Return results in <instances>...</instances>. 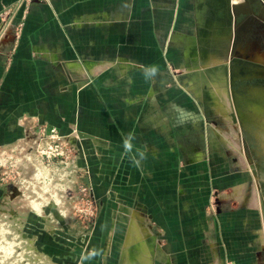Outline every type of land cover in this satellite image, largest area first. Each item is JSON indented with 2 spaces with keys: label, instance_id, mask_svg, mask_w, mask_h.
<instances>
[{
  "label": "crops",
  "instance_id": "1",
  "mask_svg": "<svg viewBox=\"0 0 264 264\" xmlns=\"http://www.w3.org/2000/svg\"><path fill=\"white\" fill-rule=\"evenodd\" d=\"M19 3L0 0V147L34 144L45 126L75 135L101 209L95 238L108 242L101 264H117L122 252L142 264L192 255L196 264H264V204L244 202L250 190L234 184L236 204L208 218L206 206L196 207L219 183L207 147L191 152L175 133L192 93L212 101L222 92L213 81L225 49L264 66V53L248 52L264 0ZM131 225L143 232L129 233Z\"/></svg>",
  "mask_w": 264,
  "mask_h": 264
},
{
  "label": "rangeland",
  "instance_id": "2",
  "mask_svg": "<svg viewBox=\"0 0 264 264\" xmlns=\"http://www.w3.org/2000/svg\"><path fill=\"white\" fill-rule=\"evenodd\" d=\"M263 30L264 24L257 23L254 35L257 44L248 52L264 53ZM235 50H224L223 67L218 70L220 80L213 81L221 87L219 97L210 101L197 92L192 93V111L179 120L178 123L185 122L184 126L175 130L177 138L191 146L188 148L191 152H208L209 168L218 176L219 183L211 185L207 204L200 200L201 205L196 206L202 211L206 206L208 218L215 217L219 208L226 210L236 202L233 195L238 190L232 188L234 184L241 185V193L250 190L244 202L251 201L260 207L264 204V69L251 76H238L241 74L238 70L231 78L229 60ZM243 56L249 57L248 53ZM237 65L236 68L240 67ZM183 160L180 161L182 168L187 164L185 158ZM34 168L30 167L28 176ZM188 168L192 174L199 170L191 165ZM68 179L65 177L61 183L58 175H54L53 180L47 182V193L39 197L37 203L41 205L37 208L31 207L27 191L19 190L20 182L12 178L0 179V187L4 189L0 196V264H101L108 242L104 235L102 240L95 238L96 222L101 213L99 201L94 195L91 197L80 191L81 187ZM199 180L204 183L205 179H186L193 186ZM81 183L83 187L88 184L86 178ZM34 184L40 185L38 181ZM220 199L222 207H219ZM193 207L190 216L198 221L200 210ZM106 232V229L101 230L105 235ZM142 232L139 226L131 225L129 233ZM194 244L198 245L193 240ZM131 248L135 249V245ZM120 250H124L121 243ZM199 259L192 255L177 259L176 264L178 261L179 264L188 261L196 264ZM110 260H117V264H142L136 257L126 258L123 252L118 259Z\"/></svg>",
  "mask_w": 264,
  "mask_h": 264
},
{
  "label": "built area",
  "instance_id": "3",
  "mask_svg": "<svg viewBox=\"0 0 264 264\" xmlns=\"http://www.w3.org/2000/svg\"><path fill=\"white\" fill-rule=\"evenodd\" d=\"M29 2L31 0H20L19 4L26 6ZM35 136L31 145L21 143L0 147V179L12 178L20 182L19 190L27 191L32 208L41 205L37 203L38 199L42 193H47V182L53 180L54 175H58V182L61 183H64L65 177L70 178L69 181L72 179L75 185L81 187L80 191L93 197L90 186L86 184L83 187L81 183L84 175L80 173V160L85 157V151L73 141L75 135L62 133L56 126H45ZM30 167L35 168L28 176ZM36 181L39 186L34 184Z\"/></svg>",
  "mask_w": 264,
  "mask_h": 264
},
{
  "label": "water",
  "instance_id": "4",
  "mask_svg": "<svg viewBox=\"0 0 264 264\" xmlns=\"http://www.w3.org/2000/svg\"><path fill=\"white\" fill-rule=\"evenodd\" d=\"M234 8V7H233ZM248 56H243L240 53H238V50L236 49L234 51V54L230 57L229 60V71L231 73V78L235 77L234 74L236 72V64H238L240 66V73L242 75L246 74L247 70L246 67L247 65H251L253 64L252 61H249Z\"/></svg>",
  "mask_w": 264,
  "mask_h": 264
},
{
  "label": "bare ground",
  "instance_id": "5",
  "mask_svg": "<svg viewBox=\"0 0 264 264\" xmlns=\"http://www.w3.org/2000/svg\"><path fill=\"white\" fill-rule=\"evenodd\" d=\"M238 67V65H237ZM261 69H264V66L256 65V66H249L247 67V74L248 75H254L257 74L258 72H261ZM263 72V71H262ZM258 75V74H257ZM1 243V241H0Z\"/></svg>",
  "mask_w": 264,
  "mask_h": 264
},
{
  "label": "clouds",
  "instance_id": "6",
  "mask_svg": "<svg viewBox=\"0 0 264 264\" xmlns=\"http://www.w3.org/2000/svg\"><path fill=\"white\" fill-rule=\"evenodd\" d=\"M126 146H127V142H126Z\"/></svg>",
  "mask_w": 264,
  "mask_h": 264
}]
</instances>
